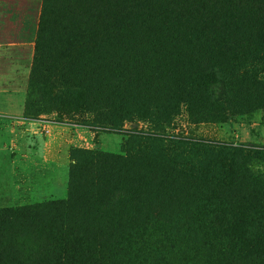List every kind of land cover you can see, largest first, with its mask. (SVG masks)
I'll return each mask as SVG.
<instances>
[{"label": "rangeland", "instance_id": "rangeland-1", "mask_svg": "<svg viewBox=\"0 0 264 264\" xmlns=\"http://www.w3.org/2000/svg\"><path fill=\"white\" fill-rule=\"evenodd\" d=\"M40 10L41 0H0V77H14V85L0 88L1 99L11 112L19 109L23 119L38 121L36 128L0 121L11 131V141L0 143V255L16 264H52V247L62 237L76 247L102 244L101 254L121 259L166 257L161 243L172 242L179 257L216 264L246 245L264 243V180L250 172L264 169V156L250 168L253 151L264 152V68L252 65L253 82H229L222 120L193 122L181 105L161 128V139L127 144L129 133L151 131L149 120L131 116L111 129L91 126L84 113L25 117ZM183 140L209 147L189 148ZM211 163L230 176L236 170V187L203 209L196 197L182 196L175 180L193 174L208 177L212 186L232 182L208 175ZM176 168L181 171L175 174ZM223 225L229 228L217 233ZM206 227L215 232L200 230Z\"/></svg>", "mask_w": 264, "mask_h": 264}, {"label": "trees", "instance_id": "trees-1", "mask_svg": "<svg viewBox=\"0 0 264 264\" xmlns=\"http://www.w3.org/2000/svg\"><path fill=\"white\" fill-rule=\"evenodd\" d=\"M252 65L264 68V0H41L23 113L34 118L54 112L58 119L62 112L84 113L91 126L111 129L135 116L149 120L151 131L129 133L127 144L133 139L153 143L181 105L193 122L222 120L229 82H253ZM181 143L209 147L201 141ZM258 156L264 152L253 151L250 168L260 165ZM205 170L232 182L212 186L208 177L193 174L175 180L185 191L182 196L196 197L203 209L233 193L232 177L238 174L233 170L230 176L214 163ZM250 172L264 180V169ZM241 191L250 194L244 187ZM72 244L60 237L52 247V264H197L193 257H179L172 242L161 243L166 257L155 253L146 259L101 254L102 244ZM240 250L216 264H264V243ZM0 264L16 262L0 255Z\"/></svg>", "mask_w": 264, "mask_h": 264}, {"label": "crops", "instance_id": "crops-1", "mask_svg": "<svg viewBox=\"0 0 264 264\" xmlns=\"http://www.w3.org/2000/svg\"><path fill=\"white\" fill-rule=\"evenodd\" d=\"M22 37V31L18 34V39ZM17 39V40H18ZM19 43V42H18ZM26 80V79H25ZM12 86L14 85V77L9 76V77H0V88L2 89L4 86ZM2 92H0V121H7L4 120L6 118L11 119L12 124H23L31 127L32 125H35L38 121H28L23 119L21 115V111L18 109L17 111H12L10 110V107L7 106L5 102H2L3 100L1 99ZM10 124V122H8ZM7 123V124H8ZM4 123H0V143L4 142L3 140L7 139L8 142H10V130L7 131L6 129L4 130L3 125ZM36 128V125H35ZM9 136V138H7ZM7 142V143H8Z\"/></svg>", "mask_w": 264, "mask_h": 264}]
</instances>
